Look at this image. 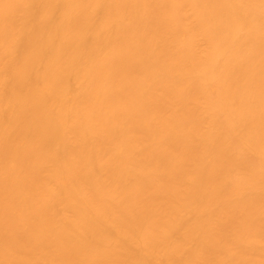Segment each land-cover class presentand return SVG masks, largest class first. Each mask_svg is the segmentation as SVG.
I'll return each instance as SVG.
<instances>
[{"label": "bare ground", "instance_id": "bare-ground-1", "mask_svg": "<svg viewBox=\"0 0 264 264\" xmlns=\"http://www.w3.org/2000/svg\"><path fill=\"white\" fill-rule=\"evenodd\" d=\"M0 264H264V0H0Z\"/></svg>", "mask_w": 264, "mask_h": 264}]
</instances>
